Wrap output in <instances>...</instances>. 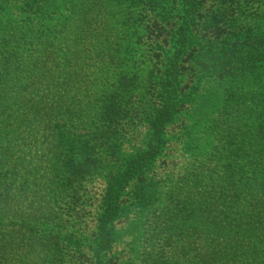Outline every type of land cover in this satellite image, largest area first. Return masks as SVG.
Segmentation results:
<instances>
[{
	"label": "rangeland",
	"instance_id": "rangeland-1",
	"mask_svg": "<svg viewBox=\"0 0 264 264\" xmlns=\"http://www.w3.org/2000/svg\"><path fill=\"white\" fill-rule=\"evenodd\" d=\"M135 1L0 0V264H96L100 244L102 264H264V238L251 220L236 218V240L230 231L246 205L216 198L218 176L199 171L196 138L183 137L192 107L167 128L165 156L129 181L110 210L108 181L119 164L114 142L102 146L105 98L119 93L125 111L151 107L156 62L146 36L161 34L166 51L163 38L181 18V0L161 24ZM205 1V10L219 5ZM239 5L236 25L258 27L264 3ZM185 79L187 93L197 91L196 76ZM146 131L142 123L126 137L141 146ZM214 136L207 133L212 145ZM84 146L96 164L88 173L77 168L90 156Z\"/></svg>",
	"mask_w": 264,
	"mask_h": 264
},
{
	"label": "trees",
	"instance_id": "trees-1",
	"mask_svg": "<svg viewBox=\"0 0 264 264\" xmlns=\"http://www.w3.org/2000/svg\"><path fill=\"white\" fill-rule=\"evenodd\" d=\"M175 1L136 0L135 3L155 14L154 24H161L171 18ZM216 1L219 4L217 8L210 6L205 10L201 6L205 0H181L179 27L174 34L163 38L169 45L164 52L158 41L162 35L158 32L147 34L156 62L155 81L148 94L152 102L147 111H125L119 105V93L105 98L101 112L102 146L114 142L110 150L113 162L119 164L116 173L109 177L107 197L110 210L115 211L120 191L132 179L145 177L158 159L165 156L167 128L192 107V132L187 129L183 137L186 140L190 137L189 141L193 140L191 136L196 138L195 150L201 164L199 171L208 172L210 178L218 176L214 188L218 200L228 198L232 206L246 205L247 208L248 214L231 218L230 231L234 232L242 218L249 219L250 225L262 232L263 239L264 29L259 28L264 25V17L258 27L240 28L236 19L241 0ZM259 1L264 3V0ZM244 3L249 4V1ZM203 12H206L204 17L201 15ZM194 76L197 78V91L187 93L185 78ZM122 86L123 90L127 89L126 83L123 82ZM201 88L207 89L204 96L198 95ZM220 90L223 91L221 109L217 108ZM207 122L209 125L201 136V128ZM142 123L147 130L145 143L136 146L126 134ZM212 131H215L216 138L213 145L207 137V133ZM209 147L211 155L207 154ZM89 155V149L84 146V156ZM91 157L84 158V163L77 168H84V173L95 169L96 164ZM152 194V189L143 190L142 200L149 203ZM257 216H261L260 219ZM188 220L192 222L193 219ZM218 222L224 223V220ZM194 229L202 231L200 226H194ZM233 239H237L235 232ZM245 246L249 247V243ZM104 248L105 244L99 245L96 264H102L100 254Z\"/></svg>",
	"mask_w": 264,
	"mask_h": 264
}]
</instances>
